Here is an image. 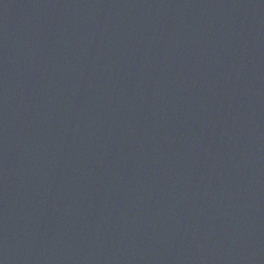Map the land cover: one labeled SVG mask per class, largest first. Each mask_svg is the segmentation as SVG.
<instances>
[{
	"label": "water",
	"instance_id": "1",
	"mask_svg": "<svg viewBox=\"0 0 264 264\" xmlns=\"http://www.w3.org/2000/svg\"><path fill=\"white\" fill-rule=\"evenodd\" d=\"M0 264H264V0H0Z\"/></svg>",
	"mask_w": 264,
	"mask_h": 264
}]
</instances>
